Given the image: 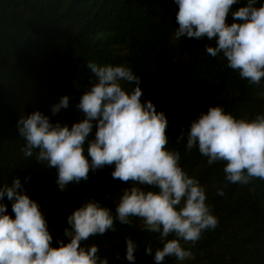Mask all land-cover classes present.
Returning a JSON list of instances; mask_svg holds the SVG:
<instances>
[{"label":"trees","instance_id":"trees-1","mask_svg":"<svg viewBox=\"0 0 264 264\" xmlns=\"http://www.w3.org/2000/svg\"><path fill=\"white\" fill-rule=\"evenodd\" d=\"M245 3L240 0L232 9ZM177 11L174 0H0V186L20 178L48 221L54 247L58 240L67 242L66 217L86 201L98 200L115 214L119 189L128 181L113 179L114 165L90 170L87 181L70 183L60 192L56 169L38 162L37 150L25 156L17 122L39 110L51 123L71 128L85 118L77 105L96 82L88 62L129 66L141 76L142 103L150 100L166 114V147L180 153L182 169L205 188L206 204L219 221L194 244L181 241L191 257H166L164 264H264V179L231 183L223 171L226 162L208 165L197 148L188 151L186 141L178 143L181 129L187 131L210 106L221 105L238 119L264 113V78L249 84L222 55L210 56L205 45L215 46V41L207 37L176 39ZM232 22L229 13L226 23ZM122 86L131 92L135 84ZM65 95L68 107L53 114L52 106ZM95 132L93 121L86 146ZM143 189L155 190L146 184ZM3 202L14 218L12 202L7 197ZM139 221L117 222L115 232L91 236L84 246H98L109 264H129L124 255L131 238L139 246L135 264H155L154 253L146 255L144 249L162 247L159 234L144 230Z\"/></svg>","mask_w":264,"mask_h":264},{"label":"clouds","instance_id":"clouds-1","mask_svg":"<svg viewBox=\"0 0 264 264\" xmlns=\"http://www.w3.org/2000/svg\"><path fill=\"white\" fill-rule=\"evenodd\" d=\"M178 6L175 38L207 37L215 46L205 45L212 57L222 55L227 66L237 70L249 84H261L264 78V0H174ZM259 4V6H257ZM231 14L233 22L226 23ZM96 82L77 105L85 118L61 125L50 122L39 110L17 122L26 141V157L36 151L38 162L56 169L55 184L63 192L70 183L87 181L89 171L114 165L111 175L121 181L154 186L144 190L137 184L119 196L115 214L95 199L86 201L66 217L64 239L53 246V235L37 201L24 190L20 178L11 186H0V264H109L95 244L84 246L91 236L116 231V223L131 225L133 218L143 222L144 230L158 233L162 247L153 251L155 264L166 257L183 261L192 253L181 241H198L202 233L215 229L218 218L206 204L205 188L180 165L178 151L169 150L166 134L168 119L152 101H141V76L129 66H98L89 63ZM122 82L135 84L128 92ZM69 105L63 96L52 106L58 113ZM96 122L95 139L85 141ZM186 150L197 148L207 164L226 162L224 173L231 183L248 184L253 178L264 179V113L254 119H238L221 105L198 113L188 130L181 129L178 143ZM85 150L88 153L84 155ZM90 157V160L89 158ZM222 195L223 190L218 189ZM5 197L11 201L14 218L7 214ZM173 239H168L169 235ZM138 244L126 240L124 259L135 264ZM118 258V257H117Z\"/></svg>","mask_w":264,"mask_h":264},{"label":"rangeland","instance_id":"rangeland-1","mask_svg":"<svg viewBox=\"0 0 264 264\" xmlns=\"http://www.w3.org/2000/svg\"><path fill=\"white\" fill-rule=\"evenodd\" d=\"M133 184H137L139 187H141L143 189V185H140L139 182H134V181L130 180L127 182L126 185L124 184L123 186L120 187L119 193H118L117 198H116L117 202H118L119 196L122 195L123 191L127 188H130ZM138 225L143 226L142 220L138 222Z\"/></svg>","mask_w":264,"mask_h":264}]
</instances>
